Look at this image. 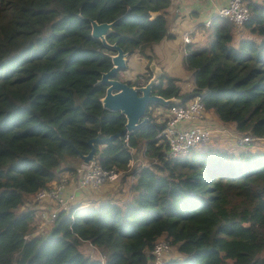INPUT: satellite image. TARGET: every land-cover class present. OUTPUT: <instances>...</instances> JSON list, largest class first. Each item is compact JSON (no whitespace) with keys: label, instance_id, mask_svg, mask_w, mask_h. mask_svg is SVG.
<instances>
[{"label":"trees","instance_id":"1","mask_svg":"<svg viewBox=\"0 0 264 264\" xmlns=\"http://www.w3.org/2000/svg\"><path fill=\"white\" fill-rule=\"evenodd\" d=\"M170 1L0 0V264H146L161 236L182 254L165 264H264L263 151L196 147L169 158L164 121L152 115L167 107L150 104L148 121L127 133L125 117L101 105L97 82L113 52L91 36L90 21L117 20L107 41L148 63L133 80L116 78L145 84L153 47L168 36ZM247 5L248 36L236 38L216 14L206 43L188 44L191 90L164 73L152 93L180 103L198 95L221 122L262 137L264 0ZM96 136L94 161L133 177L130 198L72 206L35 234L40 220L25 201L64 171L77 175Z\"/></svg>","mask_w":264,"mask_h":264},{"label":"built area","instance_id":"2","mask_svg":"<svg viewBox=\"0 0 264 264\" xmlns=\"http://www.w3.org/2000/svg\"><path fill=\"white\" fill-rule=\"evenodd\" d=\"M249 0H227L226 4L221 6L217 15L227 18L231 21L233 26V35L239 38L244 35V25L250 17V10L247 2ZM254 2H261L262 0H252ZM209 25V22H207ZM184 42H188V37H183ZM143 78H140L142 84ZM206 111L200 101L198 95L187 100L185 103H177L169 105L167 108L155 107L152 109V115L158 121H164V127L158 134L161 141L166 144V154L169 158H177L186 155L191 149L199 145L211 141L215 128H208L199 125H191L186 128H179L180 122L194 120H202ZM262 137L252 136L250 134H242L239 138L241 144H249L251 142H259ZM120 176L115 169H103L95 161L88 164L82 163L77 173V189L80 191L86 188L98 189L104 182H113ZM65 180L52 182L48 188H41L34 194L29 196L25 201L23 208L26 210H34L38 201L48 200L52 203L51 209H38L35 213L40 219V225L34 231L38 233L43 231L47 224L53 223L57 218L59 212H67L72 206H78L81 201L77 203L73 194L65 195L64 192ZM30 233L23 235V239H28ZM172 245L163 236L157 238L153 247L149 251V257L146 264H165L169 260V253Z\"/></svg>","mask_w":264,"mask_h":264},{"label":"crops","instance_id":"3","mask_svg":"<svg viewBox=\"0 0 264 264\" xmlns=\"http://www.w3.org/2000/svg\"><path fill=\"white\" fill-rule=\"evenodd\" d=\"M227 0H171L170 5L167 8V19H168V36L161 40L158 44L154 45L153 50V58L150 63H154L157 68H160L162 74H167L171 77H176L181 81H186L181 84V90L183 92V88H186L185 91H189L193 88V81L191 77V73L186 70L184 67V56L187 53L188 44L194 45H204L207 40V22L210 23L212 17L217 14L218 9L225 5ZM249 34L244 31L243 36H248ZM188 37L189 41L186 43L183 40V37ZM135 57L138 59V69L146 68L147 71V63L148 61L140 56L132 55L131 57H127V68L129 67L130 59ZM140 60V61H139ZM149 63V65H150ZM148 65V66H149ZM146 66V67H145ZM149 68V67H148ZM150 69V68H149ZM145 71V72H146ZM137 76L133 77L134 79L143 75L141 72H138ZM131 79V78H130ZM122 80V79H121ZM133 80V79H132ZM137 84H140L138 81ZM191 125H199L208 128H215L218 136V144L224 145L227 141H233V139H229L231 133H228L226 130L219 131L217 127H226L230 132L231 128L236 126L233 123H223L218 117L212 112H206L205 119L202 120H194L192 122L183 121L178 125L179 128H186ZM220 132L222 134H220ZM237 132H239L237 130ZM252 150H255L252 148ZM261 150V149H260ZM262 151V150H261ZM78 172V171H77ZM61 180H65L64 183V192L65 195L73 194L76 201H81L79 207H83L89 204L98 205L99 202L106 200L108 198H114L117 202H123L130 198L131 191L128 187L121 192L119 186L116 188L117 192L113 191L115 186L114 182L110 184L101 185L98 189L86 188L83 191L77 189V175H72L68 171H64L60 174ZM133 177H129L126 180V184H130ZM110 185V186H109ZM110 192V193H109ZM83 197L84 199H81ZM88 200V201H86ZM85 201V202H84ZM94 201V203H91ZM53 205L48 200L38 201L34 210L38 209H51ZM36 215V214H35ZM40 220V219H39ZM53 224V223H52ZM52 225L48 226L51 228ZM47 227V226H46ZM45 227V228H46ZM43 229L35 234H44L47 233L50 228L47 230ZM44 232V233H43Z\"/></svg>","mask_w":264,"mask_h":264},{"label":"water","instance_id":"4","mask_svg":"<svg viewBox=\"0 0 264 264\" xmlns=\"http://www.w3.org/2000/svg\"><path fill=\"white\" fill-rule=\"evenodd\" d=\"M116 21L99 23L96 20H91V36L98 39L105 48L113 52L110 54L111 68L103 72L97 82L105 86V93L100 99L101 105L105 110L119 112L123 115L126 120L124 131L129 133L148 121L145 113L150 104L168 107L177 103L178 99L175 97L164 98L152 93V85L158 81L162 74L160 68H157L154 63L149 65L152 76L144 85H129L116 78L120 71L126 69L128 57L120 46L107 41V36L112 31ZM120 133H116L109 138L118 136ZM100 140L99 136H96L87 142L90 150L87 154L81 156L84 164L94 161V144Z\"/></svg>","mask_w":264,"mask_h":264},{"label":"rangeland","instance_id":"5","mask_svg":"<svg viewBox=\"0 0 264 264\" xmlns=\"http://www.w3.org/2000/svg\"><path fill=\"white\" fill-rule=\"evenodd\" d=\"M140 61V60H139ZM137 65H138V59H136L135 57H133V59L131 58L130 59V61H129V67L128 68H126L125 70H123V71H120L119 72V78L120 79H122V80H132V79H134L133 77H135V76H137V74H139L138 72H141L142 74H145L146 72V68H143V69H140V70H137L138 69V67H137ZM146 67V66H145ZM131 78V79H130ZM186 81H181V84H183V86H184V83H185ZM186 90V88H183V91H185ZM205 117H206V114H205V116H204V119H205ZM217 129L219 130V131H223V130H226L228 133H231V135H230V137H229V139H233V141H227L224 145H219L220 147H223V148H219L218 146H217V144H218V136H217V134L218 133H216V134H214V136L212 137V139H211V141L210 142H208V143H205V144H202V145H199V146H197V148L198 149H205V148H209V147H212V148H218V149H221V150H225L226 152H234V153H236L237 152V150H239V149H241L242 147H248V148H250L251 150H252V148H254L255 150H259V151H263L264 152V136H262V140L261 141H259V142H257V143H253V144H241V142L239 141V138H240V136L243 134V133H241V132H237V130H235V127L234 128H231V132L224 126V127H217ZM220 134H222L221 132H220ZM261 149V150H260ZM139 160L140 161H142V163L144 164H146L147 163V161H145V159H143V157H140L139 158ZM116 182L114 183L115 185H113V184H111L112 186H115L114 188H113V191L114 192H117L116 191V188L119 186V189H120V191L121 192H124V190L127 188L128 189V184H126V182H124V181H122L121 180V175L118 177V179L117 180H115ZM114 182V181H113ZM110 184L111 182H104V184ZM103 184V185H104ZM110 186V185H109ZM110 193V192H109ZM81 199H84L83 197H81ZM86 201H88V200H86ZM78 202H80V201H78L77 200V203L76 204H78ZM85 202V201H84ZM91 203H94V201H91ZM40 225V224H39ZM38 225V226H39ZM50 225H52V223H50V224H47V227L45 228V230L48 228H50V227H48V226H50ZM52 227V226H51ZM38 228V227H37ZM43 228V229H44ZM47 229V230H48ZM42 233V232H41ZM44 233V232H43ZM104 257V256H103ZM171 258H175V259H178V260H180L181 258H182V254L180 253V252H178L177 251V249H176V247H174V246H172V248H171V251H170V253H169V259H171Z\"/></svg>","mask_w":264,"mask_h":264}]
</instances>
